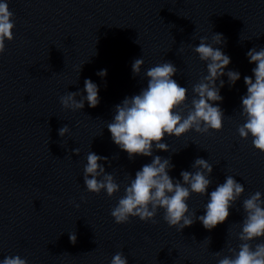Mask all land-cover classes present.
I'll list each match as a JSON object with an SVG mask.
<instances>
[{"label":"water","instance_id":"1","mask_svg":"<svg viewBox=\"0 0 264 264\" xmlns=\"http://www.w3.org/2000/svg\"><path fill=\"white\" fill-rule=\"evenodd\" d=\"M9 6L14 39L0 54V258L20 254L29 264H109L123 251L128 264H216L214 252L236 247L243 198L264 193V151L236 131L243 122V76L254 67L245 53L264 46V0H9ZM211 31L226 37L228 67L241 73L231 86L222 77L223 128L166 136L170 152L156 154L171 156L170 175L177 178L181 169L191 170L194 158L204 157L213 163L209 191L233 175L245 192L226 221L211 230L197 220L178 231L163 220V209L155 223L138 217L117 223L110 210L123 188L112 196L86 191V153L107 156L106 171L124 183L149 162L140 155L130 160L106 127L114 106L146 86L131 63L140 56L145 67L171 60L178 69L174 78L190 88L206 69L189 44ZM101 68L107 69L103 78L97 75ZM86 77L99 85L100 103L63 108L59 96L83 89ZM64 124L71 129L61 137L57 130ZM77 147L78 154L72 151ZM206 199L193 193L188 203L200 215Z\"/></svg>","mask_w":264,"mask_h":264},{"label":"clouds","instance_id":"2","mask_svg":"<svg viewBox=\"0 0 264 264\" xmlns=\"http://www.w3.org/2000/svg\"><path fill=\"white\" fill-rule=\"evenodd\" d=\"M14 28L15 13L10 9L9 0H0V54L5 51L6 41L14 39ZM197 39L198 44L189 46L204 62L206 71L190 88L174 78L178 69L171 60L145 67L144 56L134 58L132 73L143 76L146 86L117 103L106 123L111 140L130 160L140 155L150 157L149 162L142 164L134 175L127 174L124 183L106 171L102 161H108L107 156L92 150L86 153L83 163L86 191L112 196L123 188V194L110 210L117 223L128 222L132 217L155 223L157 213L163 209V220L178 231L197 220L211 230L226 221L230 208L245 192L244 184L233 175H225L224 181L209 191L213 163L204 157L194 158L191 170L181 169L177 178L170 175L175 167L171 156L156 154V150L170 152L166 136L179 138L191 131L222 130L225 113L218 103L223 101L221 88L226 83L222 77H227L230 86L241 78L238 70L228 67L231 57L223 50L226 43L223 33L211 31L210 35H200ZM245 55L254 67L252 75L243 76L246 92L240 98L239 107L243 122L237 125L236 131L241 138L251 137L253 147L264 151V46L251 47ZM83 64L78 67L79 74ZM97 75L105 77L107 69H99ZM59 101L63 108L72 111L82 110L85 103L96 107L100 103L99 85L86 77L83 89L66 90ZM70 129L64 124L57 131L64 137ZM72 151L78 154L79 148ZM193 193L207 196L202 205L203 214L197 215L188 203ZM242 208L244 214L236 233L239 244L229 247L228 254L214 252L216 264H264V193L259 190L250 193L243 198ZM69 239L73 243L76 241L74 231L69 232ZM0 264H29V261L20 254H9L0 258ZM109 264H128V257L123 251H117Z\"/></svg>","mask_w":264,"mask_h":264}]
</instances>
